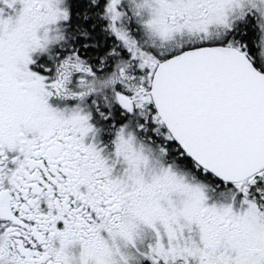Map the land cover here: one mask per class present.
I'll return each mask as SVG.
<instances>
[{
	"label": "snow or ice",
	"instance_id": "1",
	"mask_svg": "<svg viewBox=\"0 0 264 264\" xmlns=\"http://www.w3.org/2000/svg\"><path fill=\"white\" fill-rule=\"evenodd\" d=\"M0 264H264V0H0Z\"/></svg>",
	"mask_w": 264,
	"mask_h": 264
}]
</instances>
